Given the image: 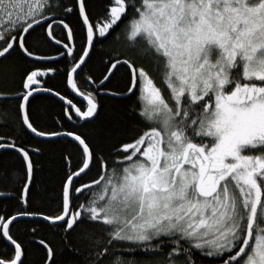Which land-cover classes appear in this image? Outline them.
<instances>
[{"label":"snow or ice","instance_id":"1","mask_svg":"<svg viewBox=\"0 0 264 264\" xmlns=\"http://www.w3.org/2000/svg\"><path fill=\"white\" fill-rule=\"evenodd\" d=\"M103 41L117 56L94 77ZM9 61L0 264H264V0H107L99 13L0 0ZM41 98L59 103L51 125L36 122ZM105 99L124 111L107 151L88 130ZM53 144L67 170L45 210L35 158Z\"/></svg>","mask_w":264,"mask_h":264},{"label":"trees","instance_id":"2","mask_svg":"<svg viewBox=\"0 0 264 264\" xmlns=\"http://www.w3.org/2000/svg\"><path fill=\"white\" fill-rule=\"evenodd\" d=\"M107 0H91L93 11L96 13L101 12L103 5ZM75 24V20L73 21ZM96 50L92 56V59L88 62V67L85 69L86 73H91L94 77L100 76L103 72L105 63L109 60V57L117 56V49L111 41H103L95 46ZM13 58H16V54H13ZM9 62L0 64V88L14 87V83L10 79H5L6 74L10 71ZM123 73L120 76L122 78ZM16 83H18V78ZM116 81H113L115 85ZM57 87H60V80L54 81ZM82 88H88L87 83H81ZM102 111L99 119L96 120L94 125L89 126V129L96 142L107 151L113 138L118 134V129L121 122V117L124 114L123 106L114 100L105 99L102 100ZM12 105L4 104L0 102V110L11 108ZM33 111L38 117L37 123L40 125H51L52 118L55 113L60 112L59 103L55 99L41 98L33 102ZM10 128H6L0 125V134H9ZM70 151L75 153V149L69 147ZM63 147L61 145H46L45 151L38 157L37 171L35 173V197L37 204L45 210L55 207V194L59 191L61 181L64 173L67 170L65 161L63 160ZM9 163H12V158H8ZM75 162V161H74ZM50 239H56L49 236ZM33 259L38 258V254H33Z\"/></svg>","mask_w":264,"mask_h":264}]
</instances>
